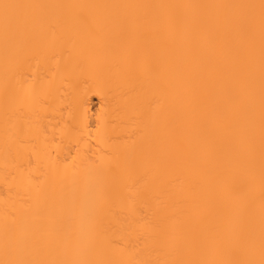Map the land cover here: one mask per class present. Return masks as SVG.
<instances>
[{"label": "bare ground", "instance_id": "1", "mask_svg": "<svg viewBox=\"0 0 264 264\" xmlns=\"http://www.w3.org/2000/svg\"><path fill=\"white\" fill-rule=\"evenodd\" d=\"M0 264H264V0H0Z\"/></svg>", "mask_w": 264, "mask_h": 264}]
</instances>
